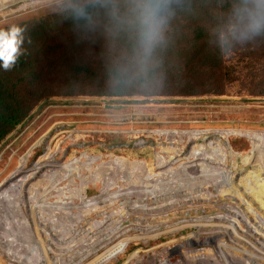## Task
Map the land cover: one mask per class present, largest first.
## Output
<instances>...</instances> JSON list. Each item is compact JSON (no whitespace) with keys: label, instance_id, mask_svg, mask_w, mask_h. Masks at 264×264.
Returning a JSON list of instances; mask_svg holds the SVG:
<instances>
[{"label":"rangeland","instance_id":"obj_1","mask_svg":"<svg viewBox=\"0 0 264 264\" xmlns=\"http://www.w3.org/2000/svg\"><path fill=\"white\" fill-rule=\"evenodd\" d=\"M31 1H3L0 28L61 16L60 0L20 8ZM226 63L234 78L220 94L54 95L35 105L0 143V186L22 157L29 168L48 147L54 160L78 161L27 183L34 215L24 207L22 236L3 219L11 233L0 228V264H98L112 246L107 264H264V164L250 131L264 132V61L230 52Z\"/></svg>","mask_w":264,"mask_h":264},{"label":"trees","instance_id":"obj_2","mask_svg":"<svg viewBox=\"0 0 264 264\" xmlns=\"http://www.w3.org/2000/svg\"><path fill=\"white\" fill-rule=\"evenodd\" d=\"M187 5L170 22L158 50L154 79L147 86L163 80L166 89L153 93L139 91L135 84L109 87L108 62L119 43L110 41L103 28L79 35L70 21L54 15L20 25L25 28L22 54L12 69H0V143L35 105L54 95L220 94L221 86L234 78L227 54L241 52L250 60L264 61V36L221 49L218 39L228 30L231 0H187ZM92 47L95 51L90 52Z\"/></svg>","mask_w":264,"mask_h":264},{"label":"clouds","instance_id":"obj_3","mask_svg":"<svg viewBox=\"0 0 264 264\" xmlns=\"http://www.w3.org/2000/svg\"><path fill=\"white\" fill-rule=\"evenodd\" d=\"M187 0H60L58 11L73 30L88 33L103 28L110 41L119 43L108 62V85L114 89L147 86L154 79L156 58L170 22L187 8ZM228 30L218 42L264 36V0H231ZM25 28H0V69H12L22 54Z\"/></svg>","mask_w":264,"mask_h":264},{"label":"bare ground","instance_id":"obj_4","mask_svg":"<svg viewBox=\"0 0 264 264\" xmlns=\"http://www.w3.org/2000/svg\"><path fill=\"white\" fill-rule=\"evenodd\" d=\"M3 1H5V0H0V4H2ZM47 1H49V0H34V1H31V2H27V3L22 4L20 6V8H23L24 9L27 6H32V5H35V4H42V3H45ZM231 131L221 132L222 133L221 135H223V134H228L229 135V134H232V133L236 132V131H232V132ZM247 131L248 130L243 131V132H247ZM250 131H252L253 133L255 132L257 134V138L255 139V142L258 141V143L257 142L254 143L253 144L254 147L252 148V153L256 154V160H257L256 161V164H258V163H263L264 164V132H262L263 130L262 131L250 130ZM169 132H171V131H169ZM243 132H242V135H244ZM187 133L189 134V136L191 138H193L195 136H201L202 134H204V132H202V131H189ZM258 134H259V136H258ZM223 149H224V147H223ZM228 152H230V151H223L222 152V157H220V158H222V161H223L222 163L223 164L226 163V161L228 159ZM54 154H55V150H53L52 148L48 147L46 149L45 154L43 156H41L36 162H34V164L31 167H29V168H26V163H27L26 158L22 157L19 160V167H18V169L14 170L11 173L10 177H8L9 179L4 180L2 182L4 184H2L0 186V228L3 227V231L5 229L8 232H10V230L8 229V226H11V228H13V230L17 233L18 236H22L24 233H21L19 231L18 224H17V219H19L21 221V224H23V225H25L28 222L25 219V217H24V213H25V212H23L24 207L25 206H28V212L30 211V213L32 214V216L34 215V210H35V206H36V202L34 201L35 200L34 190H33V187L31 185L27 184V183H39L40 184L42 181H48L49 182L54 177L57 178V175H60V173L66 172V171L67 172L68 171H71L74 168L75 163L78 161V159H75V160H72V161L59 162L56 159L55 160L53 159ZM248 158L249 157H245L244 158L245 161H247ZM15 159H16V157H15ZM95 159L96 158L94 157V158H91L90 160H95ZM12 160H14V159H12ZM9 166H11V165H9ZM8 169H10V168H8ZM64 177H65V175H64ZM83 181H84V179H83ZM83 181H82V183H83ZM88 200L89 199H87L85 203H87ZM4 202L8 203L11 206L10 207V211H8L6 209V206H5ZM36 215H37V213H36ZM4 218L10 219V221H14V222H10V221L8 222L7 221V224H8V226H7L6 225V222L3 223V219ZM21 219H25V221L24 220H21ZM27 228H25V229H27ZM0 231H2V229H0ZM36 240H38V239H36ZM33 249H34V245H33ZM115 249L116 248H113V246H112L108 250H106L105 252H103L102 256H98L99 257L98 258V264H107L110 261V259L114 256L113 251ZM33 251H31V253ZM31 253H29V254H31ZM45 256L47 257L46 252H45ZM200 257H202V256H200ZM32 259H33V255H32ZM199 259L202 260L203 258H199ZM212 262H214V261H212ZM214 263L216 264V262H214ZM159 264H172V263H170V261L168 259H166V257H165V259L163 258V259L159 260Z\"/></svg>","mask_w":264,"mask_h":264},{"label":"built area","instance_id":"obj_5","mask_svg":"<svg viewBox=\"0 0 264 264\" xmlns=\"http://www.w3.org/2000/svg\"><path fill=\"white\" fill-rule=\"evenodd\" d=\"M12 263L14 264V262H13V261H12V262H10V264H12Z\"/></svg>","mask_w":264,"mask_h":264}]
</instances>
